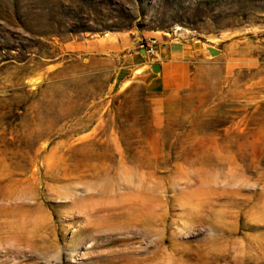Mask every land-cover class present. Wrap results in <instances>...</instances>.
<instances>
[{"label":"rangeland","instance_id":"1","mask_svg":"<svg viewBox=\"0 0 264 264\" xmlns=\"http://www.w3.org/2000/svg\"><path fill=\"white\" fill-rule=\"evenodd\" d=\"M123 33L220 52L156 117ZM0 191V264H264V0H0Z\"/></svg>","mask_w":264,"mask_h":264},{"label":"crops","instance_id":"2","mask_svg":"<svg viewBox=\"0 0 264 264\" xmlns=\"http://www.w3.org/2000/svg\"><path fill=\"white\" fill-rule=\"evenodd\" d=\"M130 34L101 36L71 42L69 50L81 54L105 55L118 62L111 76L112 90L127 85H139L153 102L156 117L161 115L162 97L178 93L191 84L197 61L211 60L209 48L219 50L206 40L166 38ZM157 38L156 53L150 55L144 48L146 41ZM143 42V43H141Z\"/></svg>","mask_w":264,"mask_h":264},{"label":"built area","instance_id":"3","mask_svg":"<svg viewBox=\"0 0 264 264\" xmlns=\"http://www.w3.org/2000/svg\"><path fill=\"white\" fill-rule=\"evenodd\" d=\"M157 45H158L157 38H151L148 41H146L144 48L146 49L148 54L154 55L156 53Z\"/></svg>","mask_w":264,"mask_h":264},{"label":"water","instance_id":"4","mask_svg":"<svg viewBox=\"0 0 264 264\" xmlns=\"http://www.w3.org/2000/svg\"><path fill=\"white\" fill-rule=\"evenodd\" d=\"M209 52L213 55H217L219 53V51L214 48H209Z\"/></svg>","mask_w":264,"mask_h":264},{"label":"bare ground","instance_id":"5","mask_svg":"<svg viewBox=\"0 0 264 264\" xmlns=\"http://www.w3.org/2000/svg\"><path fill=\"white\" fill-rule=\"evenodd\" d=\"M4 180H5V179H4ZM4 180H3V181H4ZM2 186H3V185H2ZM7 190H8V189H7ZM0 192H1V191H0ZM4 192H6V191H4ZM2 193H3V192H2ZM12 193H14V192H12ZM12 193H11V194H12ZM4 195H5V194H4ZM4 197H5V196H4ZM0 198H3V197H0ZM6 198L8 199L9 197L7 196ZM3 200H4V199H3ZM12 205H13V204H12ZM8 206H9V205H8ZM13 206H15V205H13Z\"/></svg>","mask_w":264,"mask_h":264}]
</instances>
